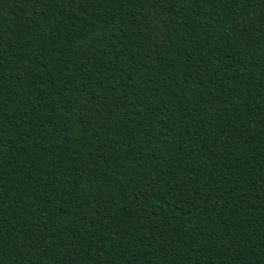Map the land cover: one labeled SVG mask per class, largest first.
I'll use <instances>...</instances> for the list:
<instances>
[{"label": "trees", "instance_id": "obj_1", "mask_svg": "<svg viewBox=\"0 0 264 264\" xmlns=\"http://www.w3.org/2000/svg\"><path fill=\"white\" fill-rule=\"evenodd\" d=\"M0 264H264V0H0Z\"/></svg>", "mask_w": 264, "mask_h": 264}]
</instances>
